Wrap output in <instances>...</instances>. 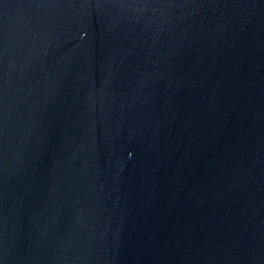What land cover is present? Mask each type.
<instances>
[{
	"label": "water",
	"instance_id": "water-1",
	"mask_svg": "<svg viewBox=\"0 0 264 264\" xmlns=\"http://www.w3.org/2000/svg\"><path fill=\"white\" fill-rule=\"evenodd\" d=\"M0 264H264V0H0Z\"/></svg>",
	"mask_w": 264,
	"mask_h": 264
}]
</instances>
